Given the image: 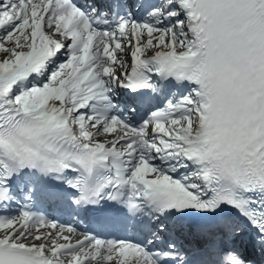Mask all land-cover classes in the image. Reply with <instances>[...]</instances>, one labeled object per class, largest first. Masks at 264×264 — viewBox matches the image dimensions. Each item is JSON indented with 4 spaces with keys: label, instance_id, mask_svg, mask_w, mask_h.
Segmentation results:
<instances>
[{
    "label": "snow or ice",
    "instance_id": "obj_1",
    "mask_svg": "<svg viewBox=\"0 0 264 264\" xmlns=\"http://www.w3.org/2000/svg\"><path fill=\"white\" fill-rule=\"evenodd\" d=\"M0 264H264V0H0Z\"/></svg>",
    "mask_w": 264,
    "mask_h": 264
}]
</instances>
